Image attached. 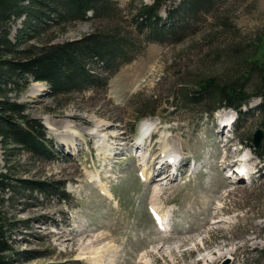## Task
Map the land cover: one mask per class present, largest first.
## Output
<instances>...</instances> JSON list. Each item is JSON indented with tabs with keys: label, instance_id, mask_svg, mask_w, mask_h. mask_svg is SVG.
Wrapping results in <instances>:
<instances>
[{
	"label": "rangeland",
	"instance_id": "rangeland-1",
	"mask_svg": "<svg viewBox=\"0 0 264 264\" xmlns=\"http://www.w3.org/2000/svg\"><path fill=\"white\" fill-rule=\"evenodd\" d=\"M117 1L135 59L106 90L54 98L47 83L31 82L19 97L11 95L41 120L57 151L46 160L0 142V170L10 175L1 203L17 221L13 245L36 252L32 259L15 255L17 264H264V162L254 151L258 129L264 150L259 98L240 119L236 110L207 115L188 101L187 108L176 106L181 90L202 78L240 75L252 52L247 44L264 29V0H212L211 11L181 21L165 44L131 33L134 8L154 0ZM174 2L162 7L165 21L170 9L174 19L181 15ZM96 24H52L42 38L77 39ZM225 114L237 117L231 130L219 124ZM145 121L155 133L144 140ZM167 151L181 165L174 175L158 163ZM235 164L257 173L249 181ZM37 181L65 186L70 200L31 189ZM153 207L164 216V230L153 221Z\"/></svg>",
	"mask_w": 264,
	"mask_h": 264
},
{
	"label": "trees",
	"instance_id": "trees-1",
	"mask_svg": "<svg viewBox=\"0 0 264 264\" xmlns=\"http://www.w3.org/2000/svg\"><path fill=\"white\" fill-rule=\"evenodd\" d=\"M170 1L174 6L175 0ZM179 1V7H174L181 12L179 19H174L170 9L167 21L160 13L168 0L141 2L131 14L134 30L131 33L136 37L139 34L145 43H168L184 27L181 21L209 12L217 3ZM118 3L117 0H0V142L6 150L18 146L31 156L46 160L55 159L57 153L41 120L28 116L25 105L13 100L12 94L19 97L31 82L47 83L54 98L99 87L106 90L120 68L135 59L130 55L129 42L123 33V9L116 7ZM87 20L100 24L80 38L63 42L53 41L54 37L42 38L52 24ZM17 23L20 27L14 30L13 37L12 30ZM247 46L252 52L243 59L240 75L200 79L191 88L181 90L183 99L176 104L177 108H187L188 101L204 109L203 114L207 115L222 108L234 109L240 119L245 113L243 108L252 99L259 98L258 110L264 125V29ZM150 116H155V112ZM255 148L259 160L264 162V150ZM9 178L8 173L0 170V264H17L19 259L15 255L32 259L35 257L28 255L36 253L14 248L17 221L6 213L1 203L3 193L10 187ZM60 186L37 181L30 188L68 202L70 195L65 186Z\"/></svg>",
	"mask_w": 264,
	"mask_h": 264
},
{
	"label": "bare ground",
	"instance_id": "bare-ground-1",
	"mask_svg": "<svg viewBox=\"0 0 264 264\" xmlns=\"http://www.w3.org/2000/svg\"><path fill=\"white\" fill-rule=\"evenodd\" d=\"M36 87H37V85L34 87V90L37 91V88ZM229 118L230 117L227 114H225L223 116V118H222V121H223L222 126L225 125V124H227L226 126H223V127H231L232 126V123L228 120ZM147 120H149V119H147ZM46 124L48 125V127L50 129H52L51 123H49V120L48 119L46 120ZM154 127H155V125L153 126V124L151 122H149V121L143 122V124L141 126L142 129H144L146 131H151L152 135L155 133L154 130H153ZM145 136H146V134H145ZM149 137H147V138H149ZM140 141H142V140H140ZM141 144L143 145L144 143H141ZM145 147H148V146L147 145H144V148ZM256 147H258V146H256ZM170 158H172L173 161L170 162ZM176 161H178V156L176 154H174L173 151H167V153L165 154V159L162 158L158 163H160L161 166H164L167 163L168 165L166 164V167H168V168L171 167L170 168L171 169V172L170 173H172L174 175L179 170V168L181 167L180 163L175 164ZM173 165H174V167H173ZM166 167H165V169H166ZM234 172H235V170H234ZM241 177L244 178V176H242V175H241ZM153 209L156 210L155 207H153Z\"/></svg>",
	"mask_w": 264,
	"mask_h": 264
},
{
	"label": "water",
	"instance_id": "water-1",
	"mask_svg": "<svg viewBox=\"0 0 264 264\" xmlns=\"http://www.w3.org/2000/svg\"><path fill=\"white\" fill-rule=\"evenodd\" d=\"M263 139V129H258L254 137V143L256 146H260Z\"/></svg>",
	"mask_w": 264,
	"mask_h": 264
}]
</instances>
